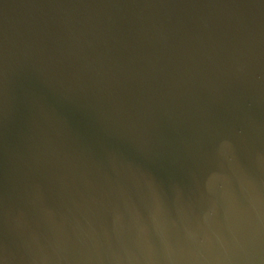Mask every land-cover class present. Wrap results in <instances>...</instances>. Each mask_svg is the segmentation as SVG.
Wrapping results in <instances>:
<instances>
[{"label": "water", "instance_id": "1", "mask_svg": "<svg viewBox=\"0 0 264 264\" xmlns=\"http://www.w3.org/2000/svg\"><path fill=\"white\" fill-rule=\"evenodd\" d=\"M0 264H264V0H0Z\"/></svg>", "mask_w": 264, "mask_h": 264}]
</instances>
